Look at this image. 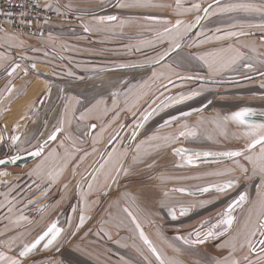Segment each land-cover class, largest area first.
I'll use <instances>...</instances> for the list:
<instances>
[{"label":"crops","instance_id":"1","mask_svg":"<svg viewBox=\"0 0 264 264\" xmlns=\"http://www.w3.org/2000/svg\"><path fill=\"white\" fill-rule=\"evenodd\" d=\"M37 1L44 8L55 11L59 15V18L48 26L47 29L50 35L47 39L32 34H19L0 29V65H3V67H0V145L4 141V134L10 139L14 135L19 136L22 143L25 144L33 141L34 137L42 131L44 123L49 122L48 119L56 118L61 114L65 132L67 134L74 132L80 135L78 140L81 142L83 134L87 132L90 125H96V133L92 137L94 139L92 144L96 151L88 162L87 167H89L93 158H98L102 141L110 140L120 125L124 124L126 128L121 138L129 136L134 128L135 118L140 116L143 112L142 110L145 109L143 107L140 108L139 104L137 107L132 108L131 111L128 110L131 107L129 89L133 85H139L145 81L149 82V77H151L153 71H128L127 69L119 71L113 69L107 71L101 77H96L91 84L85 83L79 86H73L71 83L51 84L49 86L51 90L49 103H51V106L49 105V108H45L47 106L45 105L46 101L41 107L37 104L40 97L45 94V89L37 97L35 115L33 116L36 120L34 121L32 118V110L29 109L28 111L24 108L22 116L25 121L23 124L17 126L14 123L7 128L4 124L6 112L14 102L25 98L34 81L33 77H46L50 72L52 74L51 65L48 66L49 71L46 74L36 73L31 65L35 63L43 64L44 60L53 62L54 59L64 54L71 55L70 57L72 55H84L88 59H99L103 57H100L99 54L105 49L108 52L105 57L111 60L112 67L123 69L121 65L124 67L132 65L134 60H137L138 53L146 52L148 53L147 55H151L150 53L162 42V40L158 39L140 42L137 38L138 35L143 31H148L149 34L157 33L164 30L165 26L161 27L160 25L162 24L151 25L137 21L136 18L131 16H143L142 11H137L136 8L138 7L119 8L116 6L117 0ZM125 2H132V0H125ZM113 3V8L105 10ZM142 7L150 8L148 6ZM153 10L155 11H153L151 16L154 17H171L179 20H187L188 17H193L190 12L180 11L178 14L177 6L169 9L159 7ZM74 14H81V17L74 16ZM107 15H115L121 20L127 21V23L121 27L119 21L98 24L94 19V17ZM83 25H88L91 31L85 32ZM129 38L135 40V42L129 41ZM69 40L71 43H69ZM191 40L192 38L187 42L190 43ZM240 42V40L232 41L230 46L235 48L239 46ZM254 44L260 47L259 44ZM69 48L72 51L66 52ZM81 48H87V51H83ZM202 48V46L191 48L187 44V48L185 46L175 55V66L177 70L187 72L186 76L203 77V80H212L209 75H206L207 66L197 60L196 57L213 51H204ZM220 50L222 48L216 47L214 51ZM257 50L255 49L253 54H251L254 56L251 57V62L256 71L246 70L245 72L242 68L240 71V65L238 67L235 65L230 69L234 73L227 77L225 84H211L202 82L200 79H187V93L183 90L179 95H188L192 92H199V95L176 104L173 107V112L191 113L190 116L181 117L177 121V123L181 124L187 123L197 131L196 137H187L188 150L198 152L227 151V147H241L244 144L243 139L237 140L233 138L232 134L238 132L235 125L229 124L227 126L228 135L225 138V136L220 134L221 129L214 121L217 114L220 116L230 115L242 107H250L256 112H264V105L252 104V102L255 104L264 102V87H261V84L264 83V76H261L259 70H257V66L260 65L258 61L264 60V56H257ZM245 56L247 57V55ZM245 61L247 62V60ZM16 64H19L20 68L17 69L13 76L9 77L6 69L10 71L11 67ZM73 67L72 65L71 70ZM82 67L85 70L88 67L90 68L89 65H81L75 68L80 69ZM25 72H27L26 75ZM226 72H229V70L222 71L219 75H223ZM56 73L61 74V71H56ZM186 76L179 75L177 78L175 77V86L185 80L180 77ZM124 80L128 82V85L122 93L124 96H129V102L126 104L125 98H122L117 101V105L114 108L112 93L119 90ZM9 81H11V86L14 89L11 95L7 93ZM103 84H105V88ZM101 85L104 89L101 88ZM222 88H224L223 91H221ZM153 89L154 87L149 92V96H152ZM90 92L94 95L92 100H90ZM102 95L111 96L110 100L112 102L109 103L108 99L106 100ZM177 95L178 92H176ZM244 98H248V100L245 101ZM115 99L118 100L117 98ZM61 100L64 102V106L60 103ZM98 100H103L104 104L93 107ZM27 104L28 101L25 106ZM105 108L108 109L106 113L104 112ZM88 109H92L88 117L80 120L81 113ZM153 116V119L146 122V129L145 125L143 127L142 138L136 139L132 146L126 150L127 154L124 156L123 169H126L128 174L125 175L124 171L121 170L113 189L107 194L105 192L102 193V191L111 179L105 184L103 175H99L97 182L94 183V190L86 197V206L81 199L80 193L81 191H87V184L91 182V177L80 184L76 195L69 190L71 186L65 188L63 195L50 204L47 213H39L35 217L32 216L33 209H31L30 203L23 199L13 204L5 202V200L1 201L0 245H3L9 239H17L16 244L13 246L14 251L9 252L6 246H0V250L7 255H17L22 241L24 243L33 241L50 222L58 220L62 225L61 227L64 228L61 236L63 243L57 249L50 248L45 250L42 245L38 246L33 253L24 258L23 264H125V261L128 264H158L155 257L139 239L135 226L123 211L125 207H128L137 215L145 234L166 258L178 260L181 264H187V259H189V257L187 258V246L175 239L177 235H183L188 228L196 227L199 221H207L215 214L222 213L225 207L236 199L241 192L248 193L250 202L258 200L259 177L246 179L231 160L225 159L217 162L199 163L188 165L187 168L174 165L166 166V163L170 162L171 158L161 160L162 157L155 154L157 140L149 141L147 144L142 145L141 152L138 154L136 149L138 145H141V142L148 141L150 136H159V134L154 133L149 128L156 118L155 115ZM94 141L97 142L94 143ZM120 141H117L109 152L113 148H119ZM154 156L156 158L151 159ZM134 157H137V159L134 160ZM163 157H166V155H163ZM240 163H243L241 158ZM82 165L85 164L82 163ZM229 168L234 169V171L228 175H209V173L225 171ZM82 169H85V167ZM156 171V174H152ZM248 176H251V168H249ZM228 180H238L239 183L225 193H217L213 189L202 195L195 194L197 191L199 192L201 187L223 183ZM180 188L188 191L183 193L174 191V189ZM188 192H191L192 195H189ZM165 193H167V196ZM75 197L77 201L74 200ZM161 203L176 206L177 210L181 205H194L195 207L188 213V218L185 215L178 217L177 220H172L168 215L167 208H162ZM68 204L71 207L68 212L66 211V214H62L59 210L65 208ZM10 207L11 211H9ZM250 207L251 203H246L241 208L236 209L234 215L237 217V223L234 224L233 230L226 238V243H230L232 238L236 236ZM73 208L76 209L75 212ZM81 208L85 209L84 214L87 219L84 226L76 231ZM21 215L26 216L31 223L27 221H21L19 224L14 223ZM188 219L190 221L187 225ZM101 228L104 229V232L110 234L111 239L100 231ZM121 245H126V247H121ZM169 245L180 249V251H174L173 247H169ZM221 245L224 244L222 243ZM244 249L246 250L245 252L248 251L247 247ZM225 250H229V248L225 247ZM141 251L143 256L139 254ZM145 256L147 259L144 258ZM122 257L123 259H121Z\"/></svg>","mask_w":264,"mask_h":264},{"label":"snow or ice","instance_id":"2","mask_svg":"<svg viewBox=\"0 0 264 264\" xmlns=\"http://www.w3.org/2000/svg\"><path fill=\"white\" fill-rule=\"evenodd\" d=\"M217 8L211 13L212 15H216L217 13H231V12H241L245 14H255L261 17V22L259 24H245L243 22L237 21L236 24L233 25V27H239L240 31H229L225 35H216V36H205L204 32L201 31L199 33V36H205L203 40H196L193 41L192 46H198L199 44H203L205 42H210L211 40L215 39L217 41L224 40L231 37H237L249 35V33L245 32L243 29L245 27L252 28L257 27L261 31H264V2H261L259 4L257 3H251V2H242V3H229L224 6L220 5V0H216ZM117 7L119 8H131V7H142L146 6L143 3H141V0H132V2H125V0H117ZM176 6L178 9V14L180 11L183 12H190L195 10L196 12L201 11V5L199 3H194L192 5V8H182L181 0H176ZM212 8V5L209 4L207 8L203 9V12L205 15H209V9ZM96 22L98 24H105V23H111L119 21V24L121 27L127 21L121 20L119 17L115 15H107V16H99L94 17ZM145 19H151L149 17H146ZM202 20V17L197 15L195 22L191 24H185L182 20H176L175 24L171 25V27H166L163 32H159L156 34L158 40H166L169 43V47L165 49L163 52H161L156 58L150 60L151 63L159 64L161 60L165 59L167 56L170 55L172 51H175L181 47V41L184 40V38L192 31V29L198 25ZM164 23L168 24L169 21H164ZM84 31L89 32L91 29L88 25H83ZM221 29L217 28L216 32H220ZM262 43H264V40H262ZM230 54V55H226ZM197 60L201 61L203 64H205L208 68L209 74L211 75H219L222 71L230 70L235 65L240 63L241 61L248 60L249 62L243 64V67L246 68L248 71H256L254 68L253 63L251 62V57H246L243 52L240 51L238 48H234L232 46H229L226 49H222L220 51H213L209 52L206 55H199L196 57ZM258 63L264 65V60H259ZM0 67H3V65H0ZM33 69H35V64L31 65ZM121 67H124L121 65ZM169 69L171 70L172 74L179 76V73H176L172 68L171 65H168ZM20 68L19 64H16L15 66L11 67V70L7 71V74L9 77L13 76V74L17 71V69ZM27 72H25V75ZM71 75V73H69ZM261 76H264V71L260 72ZM181 79H204L203 77H193V76H186V77H180ZM251 78V77H248ZM167 80L169 84L173 83L171 75L165 76L163 73H157L155 71L152 72L151 77L149 80L151 81V84H149L148 81H145L142 84L139 85H133L132 88L129 89V93L131 94V107L128 108L129 111L132 110V108H135L139 105V102L147 95H149V92H151V89L156 86L157 82L160 83V86L163 88H167V84L163 83L164 80ZM261 87H264V83L261 84ZM13 87L11 86V81H9V85L7 87V93L11 95L13 91ZM160 95H163L162 92L159 93ZM120 95L119 92H113V107L115 108L117 105V100L115 99ZM199 95V92H192L188 95H178V96H167L165 97V100L161 101L160 104L157 105V108L152 109V111L147 112L143 116V121H147L153 114V112L157 111V109H163L164 107H167L172 104H180L185 100L191 99L192 97ZM159 97L156 96L155 99L151 101L152 104H156V99ZM129 102V96H125V103L127 104ZM79 103V101H77ZM104 104L103 100H98L96 102V105L93 107H96L98 105ZM67 111V107H66ZM92 111V109H88L85 112L81 113L79 119L84 120L88 117V114ZM108 111L107 108L104 109V112L106 113ZM190 112H182L180 116H173L170 120H166L164 122V125L161 127L169 126L173 121H178L181 117H188L190 116ZM264 116V112L257 113L254 109L250 107H242L237 111L232 112L230 115H224L220 116L217 114V117L215 118V121L217 123V126L221 129L220 134L225 136L227 138L228 132H227V126L229 124H233L237 127L238 132H234L233 138L240 140H244V144L240 149L237 150H227V151H202V152H192L189 153L186 149H175L174 152L176 155L180 156L181 159L184 161V163L179 164L178 166L183 167L184 164L187 165H195L197 160H199L201 157L203 158H227L228 160H231L236 168L239 169V171L245 176L246 179H252L254 177H259V188H258V200L250 202L248 193L247 192H241L239 196L234 199L225 209L222 213L219 214L218 219L214 224H211L207 230L204 229V225L208 224V221H204L201 223V225L198 228L193 229L191 232L187 234V236L184 235H177L175 239L177 241L182 242L184 245L188 246L189 248L195 247L197 245L205 243L210 238H216L219 236H223L228 234L234 227V224L237 223V217L234 215V212L237 208H241L246 203H251V207L247 211V215L243 220L242 225L239 227L236 236L232 238L231 243L228 245L230 251L229 256L224 258L223 261L217 260L215 261V264H264V122L257 123L252 120L253 117ZM142 122H138L136 124V128H142L144 126ZM63 124L64 121H60V126L57 127L51 135L45 140L43 143H39L37 145H33V150L29 151L28 154L33 157H41L44 153V150L46 146L48 145L49 141H54L57 138V135L63 131ZM18 126V125H17ZM91 128H95L96 125H90ZM125 127L124 125H120V128ZM181 130L179 131L178 135L173 136H150L148 138V141L141 142V145L137 146V153L139 154L141 152V147L144 144H147L149 141H155V140H163L166 142V144H170L178 140L180 137H196L197 131L194 127H191L187 123L182 124ZM103 132V129H102ZM120 135V132L117 131L114 136H112L109 140V143H111L113 140H115ZM133 138H135L136 132L133 131ZM21 137L19 136H12L11 137V143L13 145H16L20 141ZM65 139H69V137H65ZM97 141H94V143ZM60 147L63 148L64 144L61 142ZM72 152H65L64 157V164L62 167L56 169V170H48L45 172V162L51 158H54L57 156L56 150L53 149L51 152L48 153L46 157L41 161L40 164L36 166L35 169L29 174L36 176L37 179L41 180H47L50 184H53L59 180V178L62 176L64 170L67 167V164L71 162V160L74 157V153L76 151H79L75 147V144L72 145ZM21 151H28L27 149H22ZM93 151L95 152L96 149L93 148ZM126 151H120L118 148H113L111 152L102 153V162L98 163V166L94 168V174H91V182L87 184V191L83 192L81 191V199L84 201L85 206L87 205L86 197L92 193L94 190V183L97 182L98 176L103 175L104 177V183L107 184L109 179L115 180L116 176L119 175V172L121 170L124 171L125 175L128 174V171L126 169H122V160L123 157L126 156ZM106 156V159L103 158ZM240 158H243L247 162V165L251 167V176H248L249 173V167L246 166L243 163H240ZM21 156L19 154L15 156L10 157L11 163H16V161L20 160ZM83 159V158H81ZM134 160L137 159V157L133 158ZM9 161H6L4 159H0V165L6 164ZM79 165H77L78 167ZM234 169H226L225 171H218L214 173H209V175H216V176H222V175H228L230 174ZM115 173V175H113ZM75 169L73 170V175H75ZM0 175H7V173L0 172ZM84 179H87V177H84ZM35 183V181H34ZM238 180H228L223 183L213 184L206 187L199 188V191L201 193H207L210 190H215L217 193H225L227 190L232 189L238 185ZM79 188V183L77 185ZM65 188H67V185H65ZM45 192V195L47 194V190H43ZM174 191L178 192H187L188 190L180 188V189H174ZM189 195H192L191 192H188ZM167 196V193H165ZM161 207H166L168 210V215L171 217L172 220H177L178 217H182L187 215L193 207L192 206H183L181 205L179 209L177 210L176 206H170L165 205L164 203H161ZM9 211H11V207L9 208ZM43 211V209H41ZM73 211L75 212L76 209L73 208ZM85 209L81 208V214L79 216V224L76 227V231L79 230V228H82L86 222L87 217L84 214ZM123 211L127 214L128 218L130 219L131 223L135 226L136 231L138 232L139 239L143 242V244L146 246L147 250L155 257L158 264H181L180 261L175 259H169L166 258L162 252L154 245L152 240L145 234L144 229L141 226V223L137 217V215L128 207H125ZM21 221H27L28 223H31V221L28 220L26 216L21 215L14 223L19 224ZM70 223V222H69ZM101 232H104V229H100ZM64 232V228L59 226V221H52L50 222L47 227L39 234L37 237L29 242L24 243L23 241L19 245V251L17 255H7L4 252L0 251V264H23L24 258L28 257L30 253H33L34 250L38 248V246L43 247V249L48 250L54 245H56L61 238L62 234ZM106 236L111 239V236L109 233L104 232ZM259 236L260 239L258 241V244L261 246L259 249L257 248V243L253 241V237ZM17 238L9 239L8 241L4 242L3 245L0 246H6L8 248L9 252L14 251L13 246L16 244ZM121 247H126V245H121ZM169 247H173L172 245H169ZM247 247L248 251L245 253L241 258H236L235 253L239 249L240 251H243V249ZM173 250L176 252H179L180 249L173 247ZM139 251V250H138ZM143 256V252L141 251L139 253ZM249 254H256L258 256V259L256 261H252L249 259ZM147 259V257H144ZM123 259V257L121 258ZM125 264H128L127 261H125Z\"/></svg>","mask_w":264,"mask_h":264},{"label":"flooded vegetation","instance_id":"3","mask_svg":"<svg viewBox=\"0 0 264 264\" xmlns=\"http://www.w3.org/2000/svg\"><path fill=\"white\" fill-rule=\"evenodd\" d=\"M146 0H141V3H143L144 5H146V7H150L152 9H157L159 7H163L165 9H169V8H173L176 5V0H152L154 2L152 3H148V1ZM197 1H200L201 3V11L196 12L195 10L190 11V13L193 14V17L190 20H182L184 21L185 24H191L195 22L196 16L199 15L202 17L201 22L196 25L192 31L184 38L183 41H181V47L175 51H172L170 53L169 56H167L165 59L161 60V62L159 64H154L151 63L150 60L156 58L161 52H163L165 49H167L169 47V43L166 40H162L161 43H159V45L155 48V50L150 53L151 55H147L148 53L143 52V53H138L139 55L137 56V60H134V63H132V65H129L127 67H123V69H119V68H113L112 67V62L110 59H106L105 56H107V53L105 51V49L103 50V52H101L99 55L102 58L99 59H88L86 58V56L81 55H72V57H70L68 54H64L63 56H59L57 59H54V61L56 60L55 64L56 66H58V68H53L54 73H56V71H61L60 73L57 74H53L50 76V86L51 84L57 83H63V84H69L71 83V85H75V86H79L82 84H91L93 83V81L95 80L96 77H101V75H103L104 73H106L109 70H121V71H125V69H127L128 71H155L157 73H163L165 76L167 75H171L172 72L169 69L168 65H171V68L176 72L177 68L175 66V55L182 50L183 48H187V41H189V39H194L195 36L194 34L196 33H200L201 31L204 32L205 36L210 34L211 32L214 31V27L216 24H223L222 22H228L230 27H225L228 28L229 30H232L234 28H239V27H233L234 24L237 23V21L243 22L245 24L251 23V24H259L261 22V17L255 14H245V13H241V12H231V13H217L216 15H212L211 13L218 7L216 4V0H181L182 2V8H192V5L194 3H196ZM242 2H251V3H261L264 2V0H220V5L219 6H224L226 4L229 3H242ZM211 4L212 8L209 9V15H205V13L203 12L204 8H207L208 5ZM114 7V3L113 5L107 7L105 10H110L109 8H113ZM145 7V6H144ZM191 14V15H192ZM77 17H81V14H77ZM136 18L137 20H142L143 23L145 20L140 19L144 16H131ZM154 17V16H153ZM158 18H163V17H158ZM226 18H231V20H224ZM164 19H168L170 23L166 24V23H161L162 25H164L165 27H171V25L175 24L176 18H171V17H166ZM147 21H145L146 23ZM152 23V22H150ZM247 28V27H245ZM256 29H258L256 32L253 33L252 36L250 35H245V36H240V37H245L248 38L247 43H245V52L244 54L248 56V50L246 48V46H251L254 47V43L257 44H263L262 40H264V32H262L259 28L254 27ZM226 30V31H229ZM164 30L160 31L163 32ZM262 32V33H259ZM159 33V32H157ZM157 33H153V34H149L148 31H143L142 33H140L138 35V40H140V42H144L147 41L149 39H157L156 34ZM250 36V37H249ZM200 38L203 36H199ZM256 38H258L259 40H256ZM131 39V38H129ZM238 39H235L233 41H237ZM246 40V39H245ZM254 41V42H253ZM258 47V46H255ZM258 49L261 50V52H259V50H257V52L259 53V55H263L264 56V47H258ZM247 53V54H246ZM89 55V54H87ZM58 62V63H57ZM70 64L71 66L73 65L74 67L69 69V67H64L63 65H68ZM81 65H89L90 68L88 67V69H83L80 68H75V67H79ZM68 72L71 73V77H67ZM66 74V75H65ZM53 76V77H52ZM150 78V77H149ZM173 83L169 84L167 82V80L163 81V83L167 84V88H163L160 86V83L157 82L156 86L153 89V94L152 96H145L143 100H141L139 102L140 104V108H145L143 109L142 113L140 116L136 117L135 121H134V128L131 131V133L129 134V136L127 137H123V139L121 138L122 134H124L126 128H118L117 131L120 132V135L113 140L111 143H109L108 141L103 140L102 144L100 146V151L98 154V158L92 160L91 162V166H88V162L90 161V159H92V157L94 156V151L93 148L94 145L92 144V141L94 140L92 137L93 135L96 133L95 132V128H91L89 127V129L87 130V132L85 134H83V140L82 142L78 140V138L80 137V135H77L76 133H71V134H67L64 130V124H63V131L60 132L57 135L56 140L54 141H49L48 145L46 146L44 153L42 154L41 157H35V159L31 162H27L24 163L22 165L19 166H11V167H6V168H2L0 169V171L3 172H9L12 173L14 175H16V179L12 182H5V181H1L0 182V202L5 200V202H10L11 204L13 203H17L20 200H24L28 203H30L31 209L32 210V216L35 217L39 214V211L35 208H37L41 203H44L45 208L43 209L42 212H40V214H45L49 211L50 208V204L53 201H56L57 199H59L60 196L63 195V190L65 189V185H67V188H69L70 191H73L74 195L77 194L78 191V183L79 186L82 182H86L90 177L91 174H94V168L98 166L99 162H102V153H106L109 152L111 147L117 142L120 141V147L118 148L120 151H126L128 147L132 146V144L134 143V141L136 139H140L142 138L143 134H142V130L144 129L142 128H136V124L138 122H142L143 121V116L147 113L152 111V109L157 108V105L160 104L161 101L165 100V97L167 96H176V92H175V88H172L175 86L176 83V78L173 77L172 78ZM90 82V83H88ZM131 82V81H129ZM149 82H151L149 80ZM231 82V81H229ZM104 83V82H103ZM128 82L126 80H124L121 83V86L119 87L118 91L115 92H119L120 95L118 97H116L119 101L124 97V94L122 92H124V88L128 85ZM104 88H105V84ZM101 88L104 89L101 85ZM162 92L163 95H160L159 93ZM51 94V90L50 87H48L45 91V94L43 96L40 97V99L38 100L37 104L38 106H42L43 103H45V101L47 102L45 105V108H49V105L51 106V103H49V97ZM90 100H92L94 98L93 93L90 92ZM103 98H106V100L108 99V102L111 103L112 100H110L111 96L109 97L108 95H102ZM156 96H158L159 98L156 99V104H152L151 101L153 99L156 98ZM121 97V98H119ZM61 104H63L64 102L61 100L60 101ZM60 104V105H61ZM176 104H172L169 105L167 107H164L163 109H157V111L153 112L152 116L147 120V121H143V124L145 125V129H146V122H149L150 119H153L152 117H154L153 115H155V119L152 122V124H150L149 128L156 134H159L160 137H164V136H177L179 131L181 130V123H177V121H173L171 123V125L169 126H165V127H161L162 125H164V122L166 120H170L173 116H176L178 113H173V107H175ZM64 106V104H63ZM260 113V112H257ZM157 114V115H156ZM180 116V114H178ZM49 122H47L43 127H42V131H40V133L35 136L34 140L29 142V143H22V141L20 140L16 145H13L11 143V139L8 138L6 136V134H4L3 136V143L0 145V159L3 158H10L11 156H15L17 154H19L22 158L27 157L29 154L28 152L33 150V145H37L39 143H43L45 140H47V138L49 137V135H51V133L60 126V121L63 120V117L61 116V114H59L58 117L56 118H52V119H48ZM47 120V121H48ZM50 121H52L50 123ZM179 121V120H178ZM257 123H261V122H257ZM124 125V124H122ZM148 128V130H149ZM116 131V132H117ZM133 131L136 132L135 138H133ZM115 135V134H114ZM65 137H69V139H65ZM61 142H63L64 147L61 148L60 144ZM178 142V143H177ZM157 146H156V155L161 156V160L164 159H170V162L166 163V166L169 165H174V166H178L179 164L184 163V161L181 159L180 156L176 155L174 150L175 149H186L189 153L192 152H198V151H191L187 149V138L185 137H180L178 140H176L173 143L170 144H166L165 141L163 140H157L156 141ZM177 143V144H176ZM75 144V147L77 149H79V151H76L74 153V157L71 160L70 163L67 164L66 169L64 170L62 176L59 178V180L53 184H50L46 179L45 180H41V179H37L36 176L34 175H29L33 169L36 168V166L38 164L41 163V161L44 159V157H46L48 155L49 152H51L53 149L56 150L57 156L54 158H51L49 160H47L45 162V172H47L48 170H56L60 167L63 166L64 164V157H65V152H72V145ZM176 144V145H175ZM96 146V145H95ZM243 146V145H242ZM241 146V147H242ZM22 149H27L28 151H21ZM96 149V148H95ZM163 155H166V157H163ZM156 158V156H154ZM83 158V159H81ZM103 158L106 159V156H104ZM212 158V157H209ZM203 157H201L199 160H197L196 164L199 163H208V162H217V161H203ZM227 159V158H226ZM225 160V159H223ZM223 160H218V161H223ZM84 163L85 165H82V163ZM124 162H125V158L123 157L122 160V169L124 167ZM169 163V164H168ZM77 165H79L77 167ZM187 164H184V166L182 168H187ZM83 167H85V169H82ZM180 167V166H179ZM75 169V175H73V170ZM82 169V170H81ZM121 172V171H120ZM119 172V174H120ZM156 172H153L152 174H156ZM151 174V175H152ZM113 175H115V173H113ZM84 177H87V179H84ZM118 178V176H116L115 180L113 181L112 179L110 180V182L108 183V185L105 187V189H103L102 193L105 192L106 194L109 193L114 186V183L116 181V179ZM35 181V183H34ZM8 183V184H7ZM47 190V194L45 195V192L43 190ZM216 192V191H215ZM197 195H202L203 193H201L200 191L197 193H195ZM77 197V196H76ZM75 197V201H77ZM42 208V206H39ZM71 207L70 204H68L65 208L59 210L61 211L62 214H66L69 210V208ZM67 211V212H66ZM220 212L215 214L212 218H209L208 224L204 225V229L203 230H207L206 228H208L211 224H214L216 222V220L218 219ZM188 214H187V218H188ZM189 219L187 220V225L189 223ZM206 221V220H204ZM204 221H199L198 224L196 225V227L194 228H188L186 233H183L184 236H187V234L189 232H191L193 229L198 228L201 223H203ZM59 226H62L61 223H59ZM207 226V227H206ZM233 230V229H232ZM231 230V231H232ZM231 231L223 236H219L216 238H210L208 239L205 243H203L202 245H207V244H211L210 246L213 245H218L217 243H219L220 241H222L223 239H225L230 233ZM260 237L257 235L256 237H254L253 241L257 243V248L259 249L261 246L258 244ZM63 243V241L61 240V238L59 239L58 243L56 245H54L51 248H55L57 249L61 244ZM201 245V244H200ZM199 246V245H197ZM146 247V246H145ZM188 248V246H187ZM221 250V249H218ZM1 251V250H0ZM249 256H257L256 254H250Z\"/></svg>","mask_w":264,"mask_h":264},{"label":"rangeland","instance_id":"4","mask_svg":"<svg viewBox=\"0 0 264 264\" xmlns=\"http://www.w3.org/2000/svg\"><path fill=\"white\" fill-rule=\"evenodd\" d=\"M152 2H154V1H151V0H149L148 1V3H152ZM196 3H199L200 5L201 4H203V3H201L200 1H197ZM153 8V7H152ZM152 8H148V9H146V8H143V7H138V8H136V10L137 11H139L140 10V12L142 11V14H144L143 16L144 17H153V16H151V14L153 13V11H155V10H153ZM156 9V8H155ZM149 15V16H148ZM74 16H77V14H74ZM141 19V18H140ZM191 18H187V21L188 20H190ZM135 20V19H134ZM224 20H231V18H226V19H224ZM137 21H139V22H143L142 20H137ZM145 22V21H144ZM147 24H151V25H153V24H156V25H158V24H161V23H150V22H146ZM223 24H216L215 25V27H214V31L213 32H211L210 34H208V35H206V36H216V35H225L227 32H229V31H240V29L239 28H234V29H232V30H229L228 28H225V27H230V25H229V23L228 22H222ZM161 27H164L163 25H160ZM166 28V27H165ZM217 28H219V29H221V31L220 32H216V29ZM226 30H229V31H226ZM245 32H247V33H249V35L250 36H252L253 35V33L254 32H256L258 29H256V28H254V27H252V28H244L243 29ZM262 32H264V31H262ZM262 32H259V33H262ZM195 36H193V37H195L194 39H192L191 40V42L189 43V42H187V44H188V46H190L191 48H198L199 46H202L203 48H202V50L204 49V51H214V50H216V47L217 48H222V49H226V48H228L230 45H231V43L230 42H232L233 40H235V39H238L237 37H231V38H227V39H224V40H220V41H217V40H215V39H213V40H211L210 42H205V43H203V44H199L198 46H192L193 45V41H196V40H203L204 38H205V36H203V37H199V32L198 33H196V34H194ZM249 36V37H250ZM246 39V40H245ZM239 40L241 41L240 42V44H239V46H236L235 48H238V49H240V51L241 52H245V50H244V48H245V43H247V40H248V38H245V37H239ZM256 40H259L258 38H256ZM129 41H132V42H135V40H133V39H129ZM189 41H190V39H189ZM254 42V41H253ZM69 43H71V41L69 40ZM221 43V44H220ZM68 44V43H67ZM65 45H66V43H65ZM262 45H264V43L263 44H259V46H261V47H264V46H262ZM254 47H251V46H246V48H247V50L249 51L248 52V56L247 57H250L251 56V54H253V51L255 50V49H258V48H255V44L253 45ZM83 51H87V48H81ZM259 50V52H261V50L260 49H258ZM72 51V49H67V51L66 52H71ZM247 54V53H246ZM230 55V54H229ZM245 55V54H244ZM257 56H259L260 57V55H259V53H257ZM261 56H263V55H261ZM48 58H50V56H48ZM262 58V57H261ZM55 62H56V60L55 61H53V62H50V60H44V65H47V66H49V65H51L53 68H58V66H56V64H55ZM247 62H249L248 60H247ZM245 60L244 61H241L240 62V64H237V67L240 65V71H241V68H242V70H245V72H246V68H244L243 67V64H245V63H247ZM53 63V64H52ZM58 63V62H57ZM115 63V62H114ZM262 65V64H261ZM64 67H69V68H71L72 66L70 65V64H68L67 66L66 65H63ZM52 68V69H53ZM178 71H180V72H178ZM188 72H191V71H188ZM69 73L70 72H68V74H67V77H71L70 75H69ZM176 73H179V75H185L186 76V74H187V72L185 73V72H181V70H177V72ZM234 72L233 71H230L229 70V72H226V73H224L223 75H219V76H216V75H211L210 76V74H209V71H207L206 72V75H209V78H211L212 80L211 81H226V79H227V77L228 76H231L232 74H233ZM53 74H55L54 73V71H52V74H51V72H50V74L48 75V76H43V77H39V76H37V77H33V80H37L38 81V87H37V91H36V96H35V99L31 102V101H29L28 102V104H27V106H25L24 108L26 109V110H28L29 111V109H31L32 111H31V114H32V118L34 119V115H35V108H36V102H37V97L39 96V95H41V93H42V91H44L45 89H47L49 86H50V76L51 75H53ZM57 74V73H56ZM66 75V74H65ZM168 76V75H167ZM53 77V76H52ZM173 77H176L177 78V75H174V74H171V78H173ZM165 81H166V79H165ZM217 86H221V85H217ZM176 87V88H175ZM172 88H175L176 89V92H178V95H179V93L181 92V91H185L186 93H187V79H185V80H183L182 82H180V83H178L176 86H174V87H172ZM223 89L224 88H222V90L221 91H223ZM177 95V96H178ZM126 96V95H125ZM125 96L123 97V98H125ZM244 100L245 101H247L248 100V98H244ZM250 100H251V98H250ZM250 102V101H249ZM252 104L253 105H258V104H262V105H264V102L263 103H257V104H255L254 102H252ZM207 110H209V109H207ZM206 110V111H207ZM264 110V109H263ZM260 112V111H259ZM173 113H178V114H181L180 112H173ZM177 114V115H178ZM37 118V117H36ZM36 119H34V121H35ZM32 125V124H31ZM44 125H45V123H44ZM33 126V125H32ZM241 147H236V146H232V147H227V150H229V149H231V150H237V149H240ZM151 159H155V157H153V158H151ZM241 160L243 161V164H245L246 166H248L247 165V162L245 161V160H243V158H241ZM249 168H251L250 166H248ZM197 189V188H196ZM226 204V203H225ZM224 204V205H225ZM229 205V204H228ZM227 205V206H228ZM39 206H42V208L41 207H39ZM37 208H35V209H37L38 211H39V213L40 212H42L41 211V209H44L45 208V205H44V203H41L40 205H39ZM226 206V207H227ZM225 207V208H226ZM249 209V208H248ZM242 215H243V213H242ZM207 227V226H206ZM207 229V228H206ZM228 237V236H227ZM226 237V238H227ZM226 238L225 239H223L222 241H220L219 243H217L218 245H213V246H210L211 244H207V245H199V246H195V247H192V248H187V258L189 257V259H187V264H215V261H217V260H220V261H223L224 260V258H226V257H228L229 256V251H230V249L229 250H225V247H228V245L231 243H226L225 242V240H226ZM224 244V245H221V244ZM222 248V250H218V249H221ZM229 248V247H228ZM210 249V250H209ZM198 251H200V252H198ZM238 251V252H237ZM236 251V253L234 254L235 255V257L236 258H241L242 259V257H243V255L245 254V253H247V252H245L246 250L245 249H243V251H240L239 249ZM250 255V254H249ZM249 259L250 260H252V261H256L257 259H258V256H249ZM242 264H243V261H242Z\"/></svg>","mask_w":264,"mask_h":264},{"label":"built area","instance_id":"5","mask_svg":"<svg viewBox=\"0 0 264 264\" xmlns=\"http://www.w3.org/2000/svg\"><path fill=\"white\" fill-rule=\"evenodd\" d=\"M37 0H0V29L19 34H32L43 39L50 35L49 24L58 17Z\"/></svg>","mask_w":264,"mask_h":264},{"label":"bare ground","instance_id":"6","mask_svg":"<svg viewBox=\"0 0 264 264\" xmlns=\"http://www.w3.org/2000/svg\"><path fill=\"white\" fill-rule=\"evenodd\" d=\"M35 69H33L36 73L40 74H46L49 71V67L43 64L35 63ZM38 81L34 80L30 86V90L28 94L25 96V98H22L20 100H17L13 103V105L10 107V109L5 114V126L8 128L12 124L16 123L18 126H21L25 119L22 116V113L24 111L25 103L28 101H33L35 99V94L37 91ZM7 173V175H0V182H12L16 179V175L9 173V172H3Z\"/></svg>","mask_w":264,"mask_h":264},{"label":"water","instance_id":"7","mask_svg":"<svg viewBox=\"0 0 264 264\" xmlns=\"http://www.w3.org/2000/svg\"><path fill=\"white\" fill-rule=\"evenodd\" d=\"M145 18L146 17H142L141 19H143L147 22H152V23H164V21H169L168 19L158 18V17H149L151 19H145ZM200 81L206 82V83H211V84H225L226 83V81H211V80H203V79H200ZM252 120L255 122H264V116L257 115L256 117H253ZM3 159L6 161H9V162L6 164L0 165V169L6 168V167H11V166H19V165H22L24 163L31 162L35 159V157L28 155L27 157L16 161V163H11L10 158H3ZM223 159H226V158H222V157L221 158H205V159H203V161H218V160H223Z\"/></svg>","mask_w":264,"mask_h":264},{"label":"trees","instance_id":"8","mask_svg":"<svg viewBox=\"0 0 264 264\" xmlns=\"http://www.w3.org/2000/svg\"><path fill=\"white\" fill-rule=\"evenodd\" d=\"M250 57H254V56L251 55ZM263 67H264V65L260 64V65L257 66V68H258L257 70H259V72H262L264 70Z\"/></svg>","mask_w":264,"mask_h":264}]
</instances>
